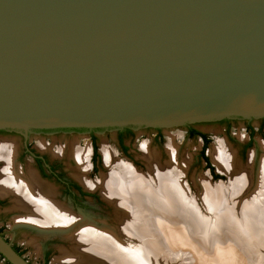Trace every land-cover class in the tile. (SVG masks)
I'll list each match as a JSON object with an SVG mask.
<instances>
[{
    "label": "water",
    "instance_id": "water-1",
    "mask_svg": "<svg viewBox=\"0 0 264 264\" xmlns=\"http://www.w3.org/2000/svg\"><path fill=\"white\" fill-rule=\"evenodd\" d=\"M236 117L264 118V0H0V130Z\"/></svg>",
    "mask_w": 264,
    "mask_h": 264
},
{
    "label": "bare ground",
    "instance_id": "bare-ground-1",
    "mask_svg": "<svg viewBox=\"0 0 264 264\" xmlns=\"http://www.w3.org/2000/svg\"><path fill=\"white\" fill-rule=\"evenodd\" d=\"M3 149L0 146V160L6 164L0 169V196L17 197V209L25 213L16 219L18 225L75 242L76 256H66L64 264H170L172 259H176L173 264H246V259H253L257 253L253 243L258 244L264 231V156L250 190L252 174L237 170L225 147L210 150L213 165L230 177L231 193L227 195L232 206L225 204L222 184L204 181L199 200L203 207L205 204V216L188 198L186 188L156 165L152 167L153 186L127 167L101 178L92 187L99 189L101 197L123 216L121 227L133 238L128 244L106 226L95 228L85 220L79 223L33 174L23 177L16 171L12 153L4 156ZM74 156L78 167H87L85 151ZM104 160L106 164L112 162L109 155ZM252 161L249 158V166Z\"/></svg>",
    "mask_w": 264,
    "mask_h": 264
},
{
    "label": "rangeland",
    "instance_id": "rangeland-1",
    "mask_svg": "<svg viewBox=\"0 0 264 264\" xmlns=\"http://www.w3.org/2000/svg\"><path fill=\"white\" fill-rule=\"evenodd\" d=\"M226 120L230 123L226 124ZM248 121L251 122L252 126L255 128V133L253 135L252 145L244 150L242 147L248 140V133L245 127ZM260 121L264 122V118L250 119L236 117L195 123L188 126H194L196 130L208 137L209 144L207 145L206 154L209 160H211L209 154L210 150L225 147V150L235 162L237 170L245 171L249 173V175L252 174L250 183L251 190L255 185L258 164L264 156V151L262 149V147H264V130L259 131L258 129ZM186 127L187 126L173 128H131L133 131L132 135L124 138V144L127 148L126 153L121 151V146L117 142L116 135L118 129L98 131L95 133V136L100 159L96 172H93L89 167L91 147L89 133L87 132H58L47 134L28 132L27 140L37 152L47 153L49 156L54 155L62 162L61 169L82 185L83 192L86 196L79 199L80 206L77 207L78 209L76 212H71L62 204L59 205L70 211L76 219H78V222L85 220L87 221V225L92 224L95 228L106 226L116 231L125 242L130 244V242H133V238L126 234L121 227L123 216L120 213L117 214V209L112 203L101 197L99 189L92 187V185L100 181L101 178H109L113 174V171H120L123 167H127L137 175L149 180V184L153 186L155 177L152 167L156 165L163 174L165 173L170 176L172 179L176 180L178 185L186 188L187 192L184 190L186 195L192 200L202 215L206 213V210L204 209L205 204L203 201L204 207L199 200L200 191L202 189L201 183L204 184V181L208 180L211 184L217 185L221 182L220 184L223 185L225 193L224 197L226 198L225 204L228 208L232 206V202L228 196L231 193L229 175L221 173V170L218 171L217 167L213 165L214 163L211 161L213 170L216 176H218V179L212 177L209 170L205 167L203 160L200 158L202 142L196 137H188ZM156 130L161 131L162 137L160 140L156 138ZM0 131L3 132L0 133V146L1 148L4 147L2 151L3 155H7L8 152L10 155L12 153L11 156L13 157L16 171L24 175L23 177H28V175L33 174V176L40 181L31 160L28 157H23L22 161L20 160L23 150V133ZM5 146L8 149L5 148ZM78 151L86 152L87 167L82 169L78 167L74 156V153ZM107 154L110 156V161H112L111 164L105 163L104 158L108 156ZM171 155L174 160L171 159ZM145 156L153 159L149 160V158H145ZM251 157L253 165L249 166L248 162ZM116 165H119V167ZM5 167L6 164L0 160V169L2 170ZM45 186L48 187L49 190L52 191L53 196H55L51 187L49 185ZM3 198L0 196V200L3 202L0 203V232L11 245L17 248L22 254V257L29 264H44V255L46 253L48 255V264H64L63 260L66 256H76L77 245L72 240H65L61 238L59 234H50L56 236L47 237L39 234L36 229L19 227L16 223V219L25 213L17 209V197L11 195L6 197L9 198L7 199L9 200L8 203L5 202ZM65 205H68L70 208L74 207L72 202L66 201ZM259 239L260 243H253V245L258 248L256 255H254L253 259L248 257L246 259V264H264V231L262 237ZM175 260L172 259L170 264L175 263ZM0 264L7 263L0 257Z\"/></svg>",
    "mask_w": 264,
    "mask_h": 264
},
{
    "label": "flooded vegetation",
    "instance_id": "flooded-vegetation-1",
    "mask_svg": "<svg viewBox=\"0 0 264 264\" xmlns=\"http://www.w3.org/2000/svg\"><path fill=\"white\" fill-rule=\"evenodd\" d=\"M225 123L229 124L230 122L228 120H226ZM263 123H264L263 121H260V126L258 128L259 131L264 130V124ZM245 127H246V131L248 133V140L242 147L244 150L249 148L252 145L253 135L255 133V128L252 126L251 122L248 121L246 123ZM191 129L196 131L197 133L203 135L205 137V139L208 140L207 145L209 144V139L205 134L196 130L194 128V126H187L186 127L188 137H196L202 142L201 149H200V158L203 160L205 167L209 170L210 174L214 178V176H216V174H215L213 167H212V164H211V162H210V160L206 154L207 145H206L204 156L208 159V163H209L210 167L212 168V170L207 167V162L201 156L202 149L204 146L203 138L201 136H198V135H190ZM97 131H99V130L98 129H96V130H94V129L93 130H88V129H54V130H36L35 132L41 133V134L58 133V132H61V133L87 132V133H89L90 147H91V151H90L91 156H90L89 167L92 169L93 172H96L97 171V165H98L99 159H100L99 152L97 151L96 136H95V133ZM156 132H157L156 138H158L160 140L162 137L161 131L156 130ZM0 133H3V132L0 131ZM132 133H133V131L131 128H121V129H118V131H117V135H116L117 142L121 146V151L123 153L127 152V148L124 144V138L126 136L132 135ZM22 135H23V145H22L23 150H22L20 160L22 161L23 157H28L34 166L35 172H36L41 184L43 185V187L49 190V188L45 186V185H49L51 187V189L53 190V192L55 193L53 200L55 199V201L58 204H62L63 206L67 207L71 212H73V211L76 212V210L78 209L77 207L80 206V200L79 199L84 198L86 196L85 193L83 192L82 185L78 181H76V179L67 175L61 169L62 162H60L54 155L49 156L47 153L37 152L27 140L28 133L27 134L23 133ZM96 191H98V190H96ZM3 199L7 203L9 202V200H7L9 198L5 197ZM66 201L72 202L74 207L70 208L68 205H65ZM0 203H3V202L0 200ZM20 226H23V225H20ZM0 234H1V232H0ZM2 237L4 238V236H2ZM5 240L7 241V239H5ZM7 242L9 243V241H7ZM11 246L20 256H22V254L17 250V248H15L13 245H11ZM47 260H48V255L46 253L44 255V264H48Z\"/></svg>",
    "mask_w": 264,
    "mask_h": 264
},
{
    "label": "trees",
    "instance_id": "trees-1",
    "mask_svg": "<svg viewBox=\"0 0 264 264\" xmlns=\"http://www.w3.org/2000/svg\"><path fill=\"white\" fill-rule=\"evenodd\" d=\"M190 135H198V136H201V137L203 138V140H204V146H203V149H202L201 156H202L203 159L207 162V167H208L209 169L212 170V168L210 167V165H209V163H208V159L204 156V153H205V149H206V145H207V143H208V140H206L205 137H204L203 135L197 133L196 131H194V130H192V129L190 130ZM214 178H215V179H218L217 176H214Z\"/></svg>",
    "mask_w": 264,
    "mask_h": 264
}]
</instances>
